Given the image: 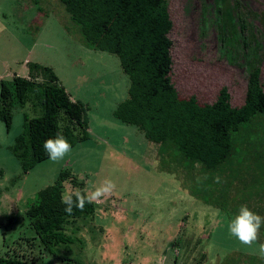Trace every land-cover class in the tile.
Wrapping results in <instances>:
<instances>
[{"label":"rangeland","instance_id":"rangeland-1","mask_svg":"<svg viewBox=\"0 0 264 264\" xmlns=\"http://www.w3.org/2000/svg\"><path fill=\"white\" fill-rule=\"evenodd\" d=\"M238 1L247 8H241L242 18H249L246 34L235 0H170L171 78L180 99L195 95L200 104L211 103L227 86L233 104L241 105L246 72L261 59L264 80V0ZM251 14L263 17L260 21ZM77 28L58 0H0V82L15 73L31 78L28 63L39 64L53 69L72 98L91 108L90 139L59 162L49 159L26 175L8 148L23 131L24 113L32 119L43 109L30 95L37 107L15 108L9 132L0 120V256L29 259L32 253L40 256L36 264H66V255L85 264H209L210 257L216 264H262L264 258L228 232L238 204L244 205L241 199L231 208L219 206L209 197L210 183L198 166L193 175L189 169L173 168V159L136 128L115 121L113 111L127 98L128 77L117 56L81 46ZM221 37L226 40L223 47ZM41 77L38 82H43ZM256 128L253 131L261 134ZM263 141L253 142L259 151ZM66 170L80 184L72 188L68 182V190L90 189L105 179L115 188L94 202L98 207L92 218L68 232L74 231L72 244L56 248L52 255L30 245L37 236L25 214L38 192L55 184ZM223 180L219 194L229 190V180ZM260 202L263 214L256 213L264 216V198Z\"/></svg>","mask_w":264,"mask_h":264},{"label":"trees","instance_id":"trees-1","mask_svg":"<svg viewBox=\"0 0 264 264\" xmlns=\"http://www.w3.org/2000/svg\"><path fill=\"white\" fill-rule=\"evenodd\" d=\"M58 1L78 27L81 46L115 55L120 60L129 88L127 98L113 111L115 121L136 128L149 143L173 159V168L189 169L193 175L198 166L203 179L207 178L206 182L210 183H207L211 191L209 197L215 203L218 201L219 206L231 208L239 198L253 212H261L257 202L264 198V149L261 145L259 151L253 142L264 140L263 59L246 72L241 105L233 104L227 86L220 89L211 103L200 104L195 95L180 99L171 78L174 21L170 0ZM235 2L241 32L246 34V19L249 18L241 16L244 13L241 8L246 10V5L238 0ZM252 15L260 21L263 17ZM225 41L221 37L222 47ZM244 45L247 48L249 43L244 42ZM27 66L31 78L15 73L11 80L0 82V120L7 132L12 127L13 110L33 104L30 95L35 96L43 109L41 116L32 119L24 113L23 131L8 148L19 161L23 175L49 160L42 147L46 139L63 135L72 149L87 142L91 112L88 104L72 98L59 83L53 69L33 63ZM37 73L41 74L43 82H38ZM32 106L37 107L35 103ZM256 125L260 127L256 131L261 134L253 131L252 127ZM223 179L229 180V187L226 184L229 190L219 194L217 187L225 182ZM68 182L72 188L80 185L68 170L61 172L55 184L38 192L25 214L37 236L30 245L43 247L52 255L57 253L56 248L72 244L74 231L68 232L72 228L80 229L77 224L92 218L98 207L94 202L86 203L83 211L74 209L73 214H66L61 194ZM223 193H227L225 202L220 200ZM2 195L0 190V200ZM28 258L0 256V264H36L40 261V256L32 253ZM70 260L72 264H85L68 258V255L63 259L68 262L66 264H70Z\"/></svg>","mask_w":264,"mask_h":264},{"label":"clouds","instance_id":"clouds-1","mask_svg":"<svg viewBox=\"0 0 264 264\" xmlns=\"http://www.w3.org/2000/svg\"><path fill=\"white\" fill-rule=\"evenodd\" d=\"M42 147L52 162H59L72 151L69 141L59 134L55 138L46 139ZM114 188V183L110 179H105L99 186L93 184L90 189L86 187L83 191L66 189L61 194V203L65 205L64 212L71 215L74 209L83 211L86 203H93L111 195ZM262 227H264V216L253 212L247 205H241L227 224L230 236L238 240L241 245L252 249L253 254L264 258V242L260 241ZM209 264H216L214 257H210Z\"/></svg>","mask_w":264,"mask_h":264},{"label":"crops","instance_id":"crops-1","mask_svg":"<svg viewBox=\"0 0 264 264\" xmlns=\"http://www.w3.org/2000/svg\"><path fill=\"white\" fill-rule=\"evenodd\" d=\"M65 88L67 89V86H65ZM71 95V94H70Z\"/></svg>","mask_w":264,"mask_h":264}]
</instances>
